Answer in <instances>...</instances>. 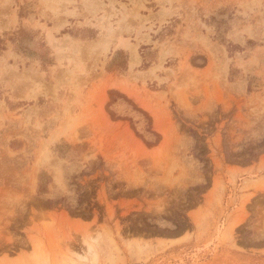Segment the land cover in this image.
<instances>
[{
  "label": "rangeland",
  "instance_id": "rangeland-1",
  "mask_svg": "<svg viewBox=\"0 0 264 264\" xmlns=\"http://www.w3.org/2000/svg\"><path fill=\"white\" fill-rule=\"evenodd\" d=\"M0 17V264H264V0Z\"/></svg>",
  "mask_w": 264,
  "mask_h": 264
},
{
  "label": "crops",
  "instance_id": "crops-1",
  "mask_svg": "<svg viewBox=\"0 0 264 264\" xmlns=\"http://www.w3.org/2000/svg\"><path fill=\"white\" fill-rule=\"evenodd\" d=\"M6 22V19H1V17H0V27H2V25L4 24ZM9 22V21H8ZM4 26H5V24H4ZM2 27L1 29H0V33L3 31V30H5L6 29V26L5 27ZM8 50H5V51H2V54H0V57H2V56H5V53L7 52ZM4 53V54H3ZM3 88V85H2V83L0 82V89H2Z\"/></svg>",
  "mask_w": 264,
  "mask_h": 264
}]
</instances>
